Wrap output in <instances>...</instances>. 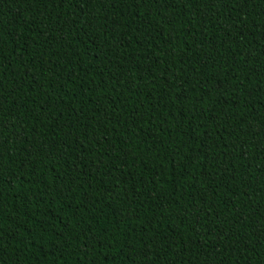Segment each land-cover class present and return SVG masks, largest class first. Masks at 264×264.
Instances as JSON below:
<instances>
[{
    "label": "trees",
    "instance_id": "trees-1",
    "mask_svg": "<svg viewBox=\"0 0 264 264\" xmlns=\"http://www.w3.org/2000/svg\"><path fill=\"white\" fill-rule=\"evenodd\" d=\"M0 264H264V0H0Z\"/></svg>",
    "mask_w": 264,
    "mask_h": 264
}]
</instances>
